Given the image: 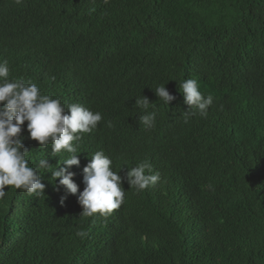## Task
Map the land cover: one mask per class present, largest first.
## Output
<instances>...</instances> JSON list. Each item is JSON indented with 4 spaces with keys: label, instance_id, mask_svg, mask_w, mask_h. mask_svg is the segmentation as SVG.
<instances>
[{
    "label": "trees",
    "instance_id": "trees-1",
    "mask_svg": "<svg viewBox=\"0 0 264 264\" xmlns=\"http://www.w3.org/2000/svg\"><path fill=\"white\" fill-rule=\"evenodd\" d=\"M3 60L9 80L102 120L82 134L79 164L59 165L76 194L50 173L69 154L51 156L22 126L29 166H52L39 170L41 196L5 186L0 264H264V0H0ZM187 79L214 100L185 123ZM97 151L122 178L147 161L160 181L137 191L124 179L118 209L85 217L83 168Z\"/></svg>",
    "mask_w": 264,
    "mask_h": 264
},
{
    "label": "clouds",
    "instance_id": "clouds-1",
    "mask_svg": "<svg viewBox=\"0 0 264 264\" xmlns=\"http://www.w3.org/2000/svg\"><path fill=\"white\" fill-rule=\"evenodd\" d=\"M103 2L107 4L109 0ZM15 3L20 5L23 0H15ZM9 74L8 61H0V199L6 196L5 186H12L35 196H41L44 192L45 185L40 182L39 170L48 172L47 169L52 165L41 159L37 167L29 166L26 157L28 151H22L24 144L20 135L25 122L28 138L37 141L42 148L50 144L51 156L55 157L62 151L69 154L68 158L57 162V166L50 173L54 180L59 178V185L64 186L69 193L76 194L78 188L72 180L73 173L66 172V168L59 165L79 164L78 142L82 140V134L91 133L97 128L102 120L101 113L77 103L65 106L58 98L42 94L34 83L19 79L9 80ZM164 85L157 86L154 92L168 105L175 97L170 95ZM180 89L183 102L188 106L184 122L188 123L189 118L195 115L206 118L214 97L203 95L195 79L184 80ZM151 104L143 96L135 101V106L144 110L145 114L139 117V121L145 128L155 125V112L149 111ZM193 109L195 111H190ZM107 126L113 125L109 121ZM111 166L112 160L103 151H97L83 168L85 187L78 196L83 216L90 217L96 213L107 216L118 209L125 199L126 191L121 186L124 179L137 191L155 186L160 181L159 173H152V166L147 161L131 168L125 178L113 171ZM146 170L152 174H146ZM77 235L84 237L86 233L81 231Z\"/></svg>",
    "mask_w": 264,
    "mask_h": 264
}]
</instances>
